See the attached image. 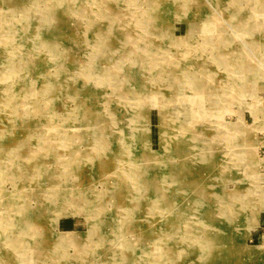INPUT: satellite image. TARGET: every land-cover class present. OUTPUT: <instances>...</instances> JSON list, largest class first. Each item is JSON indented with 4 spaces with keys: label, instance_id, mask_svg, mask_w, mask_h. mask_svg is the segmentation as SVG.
Returning <instances> with one entry per match:
<instances>
[{
    "label": "rangeland",
    "instance_id": "obj_1",
    "mask_svg": "<svg viewBox=\"0 0 264 264\" xmlns=\"http://www.w3.org/2000/svg\"><path fill=\"white\" fill-rule=\"evenodd\" d=\"M149 1L0 0V264H264V0Z\"/></svg>",
    "mask_w": 264,
    "mask_h": 264
},
{
    "label": "bare ground",
    "instance_id": "obj_2",
    "mask_svg": "<svg viewBox=\"0 0 264 264\" xmlns=\"http://www.w3.org/2000/svg\"><path fill=\"white\" fill-rule=\"evenodd\" d=\"M58 2H59V0H57ZM138 1V0H137ZM156 1L157 0H150L149 2V4L151 5V6H154L155 8H156V10H157V7H156ZM56 3V2H55ZM57 4V3H56ZM23 6V5H22ZM53 6H55V5H53ZM162 6V5H161ZM56 7V6H55ZM195 7V6H194ZM18 10H20V7L19 8H17ZM21 9H24V8H21ZM28 9V8H27ZM55 9V8H54ZM59 9V8H58ZM194 9V8H193ZM163 10V9H162ZM20 12L22 13L23 12V10H20ZM54 13V12H53ZM58 13V12H57ZM171 13V12H170ZM156 14H157V12H156ZM152 15V14H151ZM46 16H47V14H46ZM46 16H44L45 17V21H47V20H50V21H53V18H55L54 16H50L49 14H48V16L46 17ZM50 16V17H49ZM58 16V15H57ZM154 16V15H153ZM157 16V15H156ZM155 16V17H156ZM154 17V18H155ZM163 17V16H162ZM145 19V18H144ZM44 21V22H45ZM53 23V22H52ZM159 24V23H158ZM162 25V24H161ZM164 25V24H163ZM168 25V24H167ZM170 40V39H169ZM174 41H176L175 39H174ZM169 45H171V44H169ZM160 48H162V47H160ZM78 58V57H77ZM98 61H99V59H98ZM97 63V62H96ZM96 63H95V68H96ZM157 67H152L151 68V70H150V73H149V83L150 84H152V87L150 88V91L152 92V91H154L155 90V86H156V84H155V81H154V75H155V69H156ZM99 69H97V70H95V71H98ZM163 73H164V77L166 76L167 78H168V80H169V78L171 77V75L174 73L173 71H171V70H163ZM186 73V72H185ZM200 74V73H199ZM204 75V74H203ZM206 80V79H205ZM48 80H46V82H47ZM50 82V81H49ZM49 82H47L49 85L47 86V87H50V88H48V90L46 91V98H50V97H54V96H56V94H55V92H54V85H52V83H49ZM46 84V83H45ZM130 85H132V90H133V93L132 94H130V90L127 88V86L125 85V83L122 81H120V83L119 84H117V86L115 87V90H114V92L117 94V96L118 97H120V98H122V99H126V97L127 96H129V95H131L132 97H134V96H145V94H146V89H147V86L144 84V86H143V89L142 90H139V88H137V85H135V84H130ZM129 86V85H128ZM158 86H160L159 84H158ZM43 93V92H42ZM68 93V92H67ZM44 94V93H43ZM59 95H61V93L59 94ZM114 96V95H113ZM107 112H105L104 113V115L106 114ZM148 114V107L147 106H141V107H139V111L137 112V114H136V116L137 117H139V118H141V117H147L146 115ZM83 115L82 114H80L79 115V117H82ZM87 116H89V115H85L84 117H86V122H88L90 125H91V129L89 130V129H87V130H89V133H88V135H89V137H93V140H94V142L95 143H97V144H99V146L100 147H103V148H105L103 151H101V152H99L97 155H95V156H92V157H90V158H83V159H85V160H89L91 163H90V165L93 163V166H94V168H93V175H99V174H104L107 170H111L112 169V167H111V165L114 163V161L112 162V160H117V159H119L118 158V152L117 151H120L118 148L119 147H122V148H125V147H129V143L128 144H125V143H123V142H125V140H122L121 141V139H116L115 140V138L114 139H112L113 140V143H112V146L110 145L109 146V144H107L104 140H101V139H97V137L99 136V135H104V138L106 137V135L107 134H104V133H102V132H100V131H97L96 132V129H93V127H92V123L94 122V128H96L99 124H103V123H105L104 122V119L103 120H101V122L100 121H98V117H97V114L96 115H94V117H93V119L91 118V116H90V118H88ZM107 116V115H106ZM141 116V117H140ZM106 121V120H105ZM138 121V120H137ZM72 123H73V121H72ZM115 123V125L114 126H116V125H119L118 123H117V121L116 122H114ZM138 123V122H137ZM186 126V125H185ZM138 124H137V127H135L134 126V128L137 130L138 129ZM133 128V129H134ZM162 128H163V126H162ZM135 130V131H136ZM18 135V133H13L12 135H10V137H16ZM148 136H150V134H148V135H146L144 138L143 137H139V139H141V141H143L144 143H147L146 142V140H148L147 139V137ZM7 137V136H6ZM27 138V136H25V137H23V140L25 141V139ZM5 139V138H4ZM4 139H2V141H4ZM7 139V138H6ZM5 139V140H6ZM83 139V138H82ZM82 139H77V140H82ZM76 140V141H77ZM71 142L70 143H75L76 144V141L75 140H70ZM11 142V141H10ZM2 143H4V142H2ZM6 144H7V148H9V145H10V143L9 142H5L4 143V147H5V149H6ZM22 144V143H21ZM71 146H75L74 144H70ZM64 146V145H63ZM147 146V145H146ZM16 149V148H15ZM178 149V148H177ZM48 151H53L52 149H49ZM101 158H105L106 159V162H107V164L105 163V162H103L102 163V165L103 166H106L107 168H105V169H98L99 167H100V164L97 162V164H96V161L97 160H99V159H101ZM133 158V157H132ZM169 159V158H168ZM101 161V160H100ZM134 162L135 161H140V159H135V160H133ZM99 165V166H98ZM173 169V168H172ZM165 170V169H164ZM26 172V171H25ZM30 172V171H29ZM108 172H110V171H108ZM165 172V171H164ZM175 172V171H174ZM112 173L114 174V169H113V171H112ZM138 173V172H137ZM136 173V174H137ZM177 173V172H176ZM188 173V172H187ZM193 175V174H192ZM139 176V175H138ZM190 180V179H189ZM36 182V181H35ZM185 182H186V180H185ZM138 185V184H137ZM143 184H139L138 186H142ZM192 189V188H191ZM145 191H147V190H145ZM160 191V190H159ZM120 192H121V185H119L118 186V188L115 190V192H113L114 194L116 193L117 195L118 194H120ZM30 193V192H29ZM124 193V192H123ZM141 193V192H140ZM116 194L114 195V196H110V197H115L116 196ZM144 194H146L145 196H141V199H142V203L141 204H143V203H147L148 201L151 203V202H154V204L156 203V202H160V200H159V197L160 196H156V195H154V196H149V195H147V193H144ZM168 194V193H167ZM134 195V194H133ZM193 195V194H192ZM117 199V198H116ZM164 199H166V198H164ZM145 201V202H144ZM127 206V205H126ZM167 208V207H166ZM126 211H128V210H126ZM244 220V219H243ZM179 221V220H178ZM42 222V221H41ZM125 222V221H124ZM170 222V221H169ZM175 223H177V222H175ZM198 223V222H197ZM212 223V222H211ZM42 224H44V223H42ZM222 224V223H221ZM5 225V224H4ZM162 225V224H161ZM180 225V224H179ZM198 225V224H197ZM29 227H30V225H28ZM40 226H43V225H40ZM164 226H165V224H164ZM203 226V225H202ZM215 226V225H214ZM221 226V225H220ZM176 227V226H175ZM208 227V226H207ZM177 228H179V227H177ZM231 228V227H230ZM43 229V228H42ZM146 229H148L147 227H145L144 225L143 226H141L140 228H138V230L136 231V234H138L140 231H144L145 232V230ZM182 229H183V227H182ZM204 229V228H203ZM209 229V228H208ZM47 230V229H46ZM210 230V229H209ZM3 231H4V229H3ZM139 231V232H138ZM190 231V230H189ZM203 231V230H202ZM201 231V232H202ZM181 232V231H180ZM205 232V231H204ZM209 233V232H208ZM174 234H175V232H174ZM172 232H171V235H174ZM212 234V233H211ZM170 236V235H169ZM211 236V235H210ZM214 236V235H213ZM212 236V237H213ZM218 236V235H217ZM171 237V236H170ZM176 237H178V236H176V234H175V238ZM216 237V236H215ZM218 238V237H217ZM223 238V237H222ZM213 239V238H212ZM63 240V239H62ZM172 240V239H171ZM208 240V239H207ZM219 240V239H218ZM223 240V239H222ZM20 243V241H19V239L18 240H16V242L14 241V240H12V242L11 243H13V242H15L16 244H17V247H19V243ZM138 241V240H137ZM158 241V240H157ZM188 241H190V240H188ZM217 241V240H216ZM186 242V241H185ZM138 244V243H137ZM181 244H183L182 242H181ZM181 244L179 243V245H178V247H181ZM199 246V249H200V253H199V255L202 257L203 255H205V254H207V253H211V252H213L214 251V248L213 247H211L209 244H207L205 241H204V243L203 244H201V243H199L198 244ZM219 245V244H218ZM141 246H137V248H139V249H142V248H140ZM185 248V247H184ZM146 253H148L147 251H146V249L144 248L143 249ZM215 250H217V248H215ZM222 250V248L220 249V251ZM135 251V250H134ZM226 252V251H225ZM170 253V252H169ZM130 254V253H129ZM133 254V253H132ZM149 254V253H148ZM160 253H157V255H159ZM209 254H207L206 255V257H200L199 258V262H202V263H204V264H206V263H208V258L207 257H211V256H213L214 258H215V260H216V263L218 264V263H220V262H222L221 260L222 259H224V258H222L221 259V257H220V255H217V254H215L214 252L211 254V255H209ZM136 255V254H135ZM149 256V255H148ZM159 256H161V255H159ZM197 256V255H196ZM229 256V255H228ZM127 257V256H126ZM130 257V256H129ZM206 258V259H205ZM225 259H226V257H225ZM191 261H192V259H190ZM210 260V259H209ZM82 261H84V260H82ZM190 261V262H191ZM35 262V261H34ZM31 263H33V261L32 260H29L28 261V263L27 262H25V264H31ZM35 263H37V262H35ZM82 263V262H81ZM121 263V262H120ZM135 264V263H134Z\"/></svg>",
    "mask_w": 264,
    "mask_h": 264
}]
</instances>
